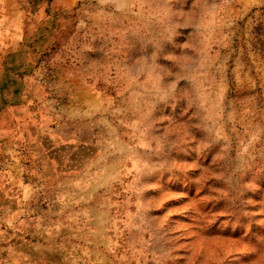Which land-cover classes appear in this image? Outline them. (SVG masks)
<instances>
[{
  "label": "rangeland",
  "instance_id": "1",
  "mask_svg": "<svg viewBox=\"0 0 264 264\" xmlns=\"http://www.w3.org/2000/svg\"><path fill=\"white\" fill-rule=\"evenodd\" d=\"M0 264H264V0H0Z\"/></svg>",
  "mask_w": 264,
  "mask_h": 264
}]
</instances>
